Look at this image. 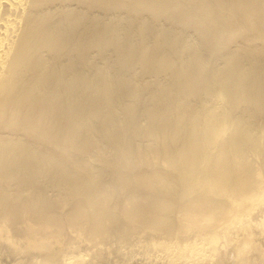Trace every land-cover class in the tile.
Masks as SVG:
<instances>
[{
    "label": "bare ground",
    "instance_id": "6f19581e",
    "mask_svg": "<svg viewBox=\"0 0 264 264\" xmlns=\"http://www.w3.org/2000/svg\"><path fill=\"white\" fill-rule=\"evenodd\" d=\"M0 264H264V0H0Z\"/></svg>",
    "mask_w": 264,
    "mask_h": 264
}]
</instances>
